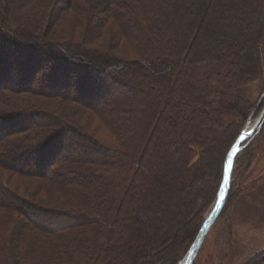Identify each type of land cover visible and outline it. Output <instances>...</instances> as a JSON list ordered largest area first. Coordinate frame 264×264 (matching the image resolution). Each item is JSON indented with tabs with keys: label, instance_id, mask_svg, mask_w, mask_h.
Returning a JSON list of instances; mask_svg holds the SVG:
<instances>
[{
	"label": "trees",
	"instance_id": "16d2710c",
	"mask_svg": "<svg viewBox=\"0 0 264 264\" xmlns=\"http://www.w3.org/2000/svg\"><path fill=\"white\" fill-rule=\"evenodd\" d=\"M263 89L264 0H0V264H178Z\"/></svg>",
	"mask_w": 264,
	"mask_h": 264
},
{
	"label": "rangeland",
	"instance_id": "374dc122",
	"mask_svg": "<svg viewBox=\"0 0 264 264\" xmlns=\"http://www.w3.org/2000/svg\"><path fill=\"white\" fill-rule=\"evenodd\" d=\"M257 103L262 109L264 89ZM256 116L251 114L243 129L251 125ZM261 127L262 131L260 128L254 134L248 147L250 163L236 171L232 187L233 193L237 192L235 199L223 206L192 264H242L264 251V122ZM247 153L238 152L236 157L245 162ZM212 203L203 214V221ZM37 240L41 244L49 242Z\"/></svg>",
	"mask_w": 264,
	"mask_h": 264
},
{
	"label": "water",
	"instance_id": "95a60500",
	"mask_svg": "<svg viewBox=\"0 0 264 264\" xmlns=\"http://www.w3.org/2000/svg\"><path fill=\"white\" fill-rule=\"evenodd\" d=\"M263 122H264V104H263L262 109L258 113V115L254 118L251 126L249 128H247V127L244 128L241 131V133L239 134V136L237 137V139L235 140V142L230 147V149L226 155L225 163H224V168L227 166L229 169L228 183L225 184L224 179L222 177V181L220 183L216 199L213 201L211 208L209 209V211L205 215V219H204L194 241L192 242V244L188 248L187 252L184 254V256L182 257V259L180 260V262L178 264H192L193 263L195 257L197 256V254H198V252H199V250L203 244V241H204L209 229L214 224L215 220L217 219L218 215L220 214V212H221V210L225 204V201H226V198L228 195V191H229V187H230V178H231L234 159H235L236 154L242 148L240 146V143L246 138H252L254 136V134H256L259 131ZM229 153H231V155H232V161H231L230 165H229V162L227 159ZM223 174H224V170H223ZM221 189H223V197H221V195H220Z\"/></svg>",
	"mask_w": 264,
	"mask_h": 264
},
{
	"label": "snow or ice",
	"instance_id": "6c2138e0",
	"mask_svg": "<svg viewBox=\"0 0 264 264\" xmlns=\"http://www.w3.org/2000/svg\"><path fill=\"white\" fill-rule=\"evenodd\" d=\"M233 151H234V150H233ZM227 159H228V162H229V165H230V164H231V161H232V155H231V153L228 154ZM228 172H229V169H228V167L226 166V167L224 168V174H223V179H224V183H225V184L228 183V178H229V176H228ZM220 195H221V197H223V189H221V191H220Z\"/></svg>",
	"mask_w": 264,
	"mask_h": 264
},
{
	"label": "bare ground",
	"instance_id": "6f19581e",
	"mask_svg": "<svg viewBox=\"0 0 264 264\" xmlns=\"http://www.w3.org/2000/svg\"><path fill=\"white\" fill-rule=\"evenodd\" d=\"M251 125H248L247 128H249Z\"/></svg>",
	"mask_w": 264,
	"mask_h": 264
}]
</instances>
